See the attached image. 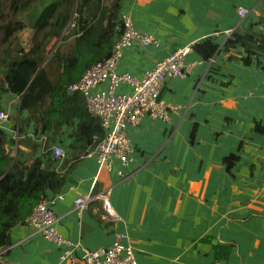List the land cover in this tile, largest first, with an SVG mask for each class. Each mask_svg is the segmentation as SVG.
Returning <instances> with one entry per match:
<instances>
[{"label":"crops","instance_id":"obj_1","mask_svg":"<svg viewBox=\"0 0 264 264\" xmlns=\"http://www.w3.org/2000/svg\"><path fill=\"white\" fill-rule=\"evenodd\" d=\"M118 1L121 17H130L135 30L156 39L146 46L134 42L124 47L118 73L141 77L156 60L208 37L218 50L205 60L192 47L184 59L187 76L164 81L160 98L174 107L167 121L145 116L126 127L133 150L123 167L114 158L100 169L95 144L78 140L84 112L88 114L82 96L67 103L80 118L69 115L68 123L51 122L44 129L42 114L36 125L25 126V135L34 143L45 135L48 146L57 144L66 152L63 159H55L49 151H36L46 155L50 168L63 179L43 198L57 217L56 230L91 250L106 248L116 233H125L138 264H264V58L252 55L246 65L240 60L242 47L223 49L229 30L252 28L264 34V0ZM239 7L248 14L240 16ZM56 47L62 55H71L74 37L57 41L53 50ZM105 87L103 83L92 90ZM67 105L62 114L71 112ZM19 106V96L2 93L0 110L9 114L2 128L11 155L17 146L30 152L22 141L33 143L16 135L19 122L27 117ZM230 155L237 158L228 166L225 158ZM108 187L119 219L104 222L99 201L78 217L75 199ZM61 251L32 233L29 225L18 223L10 229V245L0 252V264H68L60 261ZM73 254L74 264H84L79 249Z\"/></svg>","mask_w":264,"mask_h":264},{"label":"trees","instance_id":"obj_2","mask_svg":"<svg viewBox=\"0 0 264 264\" xmlns=\"http://www.w3.org/2000/svg\"><path fill=\"white\" fill-rule=\"evenodd\" d=\"M111 2L0 0V102L2 93L19 96V110L27 113L26 119L18 124L20 138L23 134L32 141L25 135L24 128L30 123L36 125L42 116L46 119L44 129L51 122L55 125L68 123L69 115L80 118L77 109L67 103L79 102L83 95L78 91L69 93L67 86L77 82L87 68L112 52L122 32V23L120 1ZM69 23L73 26L69 27ZM66 29L68 33L64 35ZM26 33H29L28 38ZM66 37H74L73 53L62 55L56 47L48 55L49 46ZM24 41L28 44L27 50ZM236 46L245 50L240 60L246 65L251 63L252 55L264 58V34L252 28L245 32L234 31L224 42L223 49L227 51ZM193 48L208 60L216 54L218 44L208 37L195 43ZM64 105L71 112L62 114ZM87 113L84 112L81 120L78 140L82 138L94 145L93 135L102 137L103 132L99 118L88 110ZM7 143L6 131L0 127V252L10 245V229L15 224H24L33 208L45 197L46 190L58 188L63 181L50 168L46 155H36L41 148L39 142L37 145L22 141L30 147V152L24 153L17 146L14 155L10 148L6 149ZM236 158L230 155L225 162L229 166Z\"/></svg>","mask_w":264,"mask_h":264},{"label":"built area","instance_id":"obj_3","mask_svg":"<svg viewBox=\"0 0 264 264\" xmlns=\"http://www.w3.org/2000/svg\"><path fill=\"white\" fill-rule=\"evenodd\" d=\"M238 13L243 17L248 14V10L239 7ZM121 23L122 32L114 42L110 55L91 65L77 82L67 86L69 93L75 91L82 93L87 110L100 120L103 135L93 137L96 140L93 151L96 153L100 169L103 166L108 167L114 158L120 161L122 167L128 163L133 150L126 138L128 125H137L145 116L168 120L169 109L174 107H168L160 98L161 88L167 78L183 79L187 76L189 67L185 66L184 59L193 47V44L184 45L156 60L154 66L141 77H135L128 72L118 73L116 65L124 47H129L134 42H140L143 46L156 42L151 35L135 30L130 17L123 15ZM68 26L72 27L73 23H69ZM67 33L68 29L64 34ZM231 33V30L227 31V36ZM23 46L27 50L26 41L23 42ZM103 83H106L105 88L92 90ZM121 85H127L129 91H119ZM8 120L9 114L5 110H0V127L2 128ZM16 135L18 136V133ZM37 142L40 143L43 152H51L55 159H63L66 155L65 150L59 145L48 146L45 135L38 137ZM118 174L120 177L124 176L122 170H119ZM110 191L108 187L96 194L77 197L74 201V210L78 217L94 201H99L103 208L100 218L104 222L119 219L110 202ZM56 221L57 217L53 215L49 202L42 199L25 219V224L30 226L32 233H38L62 248L60 261L74 264L73 252L79 249L84 264H138L132 244L125 233H116L113 243L106 248L91 250L63 237L55 228Z\"/></svg>","mask_w":264,"mask_h":264},{"label":"rangeland","instance_id":"obj_4","mask_svg":"<svg viewBox=\"0 0 264 264\" xmlns=\"http://www.w3.org/2000/svg\"><path fill=\"white\" fill-rule=\"evenodd\" d=\"M102 3H104V4H107V3H109V1H102ZM112 2L110 1V4H111ZM65 32V31H64ZM28 38V37H27ZM53 46V47H52ZM49 48H50V51H49V53L48 54H50V52H52V50H53V48H54V45H50L49 46Z\"/></svg>","mask_w":264,"mask_h":264},{"label":"clouds","instance_id":"obj_5","mask_svg":"<svg viewBox=\"0 0 264 264\" xmlns=\"http://www.w3.org/2000/svg\"><path fill=\"white\" fill-rule=\"evenodd\" d=\"M49 55V54H48Z\"/></svg>","mask_w":264,"mask_h":264}]
</instances>
